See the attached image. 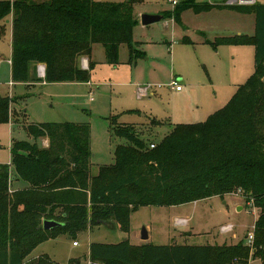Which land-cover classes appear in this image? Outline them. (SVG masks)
<instances>
[{"label": "trees", "instance_id": "trees-1", "mask_svg": "<svg viewBox=\"0 0 264 264\" xmlns=\"http://www.w3.org/2000/svg\"><path fill=\"white\" fill-rule=\"evenodd\" d=\"M135 1L0 0V20L11 15V81L28 82L29 66L37 63L44 66V76L32 81L88 82L91 63L81 69L76 59L88 56L94 43L103 45L108 62L117 61L122 43L133 59L139 53L132 36ZM226 6L254 12L255 31L217 36L214 44L253 45L255 68L205 121L173 124L154 143L141 137L135 125L116 123L114 117L113 133L126 143L115 146L113 163L96 175L89 174L88 123L31 122L26 130L34 141L11 138L10 164L0 163V264H24L33 249L58 235L74 238L108 223L127 230L130 214L142 206L178 205L237 190L260 209L253 224V258L264 264V4ZM189 7L214 5L180 0L164 17L179 19ZM14 100L0 95V122L9 121ZM150 123L161 122L151 118ZM40 138L48 139L47 147L37 143ZM12 176L28 187L9 192ZM46 187L52 192L43 197L25 194ZM43 219L61 224L44 229ZM248 252L243 240L214 245H132L125 240L91 243L88 255L102 264H249ZM34 264L58 263L42 254ZM68 264L81 263L71 258Z\"/></svg>", "mask_w": 264, "mask_h": 264}, {"label": "rangeland", "instance_id": "rangeland-1", "mask_svg": "<svg viewBox=\"0 0 264 264\" xmlns=\"http://www.w3.org/2000/svg\"><path fill=\"white\" fill-rule=\"evenodd\" d=\"M191 1L194 6L214 7L208 10L189 7L180 12L179 19L171 14L148 25L140 22L141 14L165 16L175 6L166 0L135 1L133 9L138 17L132 36L139 53L130 59L129 49L122 43L117 61L108 62L103 45L92 44L88 56L80 55L76 59L81 69H87L91 63L88 82L32 81L41 78L34 63L29 67L28 82H12L11 15L3 17L0 20V95L15 100L10 104L9 121L0 122V163L10 160L11 138L34 141L26 130L27 123L84 122L90 126L89 174L96 175L100 167L113 163L115 146L126 143L113 133L114 117L116 123L135 125L141 137L157 143L173 124L205 121L222 108L253 73L255 48L253 45H215L214 40L217 36L253 35L255 14L226 6L252 4L230 3V0ZM254 3L264 4V0ZM84 58L86 66L82 65ZM173 79L178 81L180 90L170 87ZM143 87L148 88L147 93L140 91ZM151 118L161 123L155 126L150 123ZM37 143L40 145L41 141ZM50 192L46 187L25 194L43 197ZM242 195L237 190L178 205L142 206L130 214L127 230L108 223L84 229L74 238L58 235L33 249L24 264H34L42 254L58 264H68L71 258H79L81 264H102L89 259V245L125 240L132 245H214L243 240L249 247V264H261L260 258H253L256 249L253 239L251 243L247 241L260 209L253 208ZM225 225L232 228L221 231ZM143 227L148 233L146 240L141 238Z\"/></svg>", "mask_w": 264, "mask_h": 264}, {"label": "built area", "instance_id": "built-area-1", "mask_svg": "<svg viewBox=\"0 0 264 264\" xmlns=\"http://www.w3.org/2000/svg\"><path fill=\"white\" fill-rule=\"evenodd\" d=\"M166 1L168 3H170L171 5H173V6L177 5L180 2V0H166ZM233 2H239L241 4H253L255 2V0H230V3H233ZM82 62H83L82 65L83 66H86V62H87L86 58H84ZM37 71H38V76H41V77L44 76V66L42 64H38L37 65ZM169 85H170V87L172 89H175V90H180L181 89V86L179 85L178 81L175 80V79H173ZM140 91H142L143 93H147L148 88L147 87H143V88L140 89ZM150 146L153 147L154 144H151ZM249 202L251 204L248 203V202L247 203L250 204V205H252V202L251 201H249ZM252 207L254 208L253 205H252ZM231 228H232L231 225H225V226H222L221 227V231H228ZM252 239H253V235L251 233L248 236V238H247L248 243H251L252 242ZM73 244L76 245L77 242L74 241ZM95 264H98V263H95Z\"/></svg>", "mask_w": 264, "mask_h": 264}, {"label": "water", "instance_id": "water-1", "mask_svg": "<svg viewBox=\"0 0 264 264\" xmlns=\"http://www.w3.org/2000/svg\"><path fill=\"white\" fill-rule=\"evenodd\" d=\"M162 19H164V15L161 13H157V14L143 13L140 15V22L142 23V25H148L160 21ZM42 223L44 229H50L55 226H59L61 224L60 222L53 219H43ZM141 238L144 240L148 239V233L144 227L141 230Z\"/></svg>", "mask_w": 264, "mask_h": 264}, {"label": "crops", "instance_id": "crops-1", "mask_svg": "<svg viewBox=\"0 0 264 264\" xmlns=\"http://www.w3.org/2000/svg\"><path fill=\"white\" fill-rule=\"evenodd\" d=\"M135 12V11H134ZM136 14V13H135ZM137 16V15H136ZM138 17V16H137ZM11 33H12V28H11ZM89 60V59H88ZM31 64H33V63H31ZM30 64V65H31ZM34 64H36V65H38L37 63H34ZM30 67V66H29ZM29 71H30V69H29ZM38 78V77H37ZM148 92V91H147ZM38 140H40L41 141V143H40V146L41 147H47L48 146V139L47 138H40V139H38ZM7 164H10V160H9V162L7 163ZM10 169L12 170V168H11V165H10ZM28 187V183L27 182H25V181H23V180H21V179H18L16 176H12V178H11V182H10V188H9V192H14V191H16V190H21V189H24V188H27ZM238 209L239 210H241L242 209V207L241 206H238ZM42 244V243H41ZM40 245V244H39ZM38 245V246H39ZM78 244H76V245H74V246H77ZM37 246V247H38ZM36 247V248H37ZM88 252H89V249H88ZM87 252V253H88ZM38 254H35L34 256H37Z\"/></svg>", "mask_w": 264, "mask_h": 264}]
</instances>
